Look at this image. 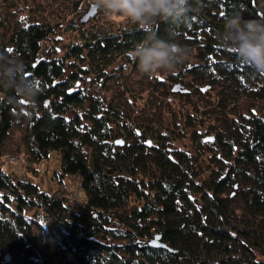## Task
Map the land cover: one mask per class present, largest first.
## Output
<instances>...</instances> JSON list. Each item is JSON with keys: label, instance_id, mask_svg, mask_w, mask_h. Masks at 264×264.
Returning <instances> with one entry per match:
<instances>
[{"label": "trees", "instance_id": "trees-1", "mask_svg": "<svg viewBox=\"0 0 264 264\" xmlns=\"http://www.w3.org/2000/svg\"><path fill=\"white\" fill-rule=\"evenodd\" d=\"M189 9L178 28L154 25L189 53L162 77L139 73L128 55L145 34L127 19L72 18L75 36L58 47L48 40L60 24L0 7V53L22 60L37 88L31 101L0 89V247L11 264H264V107L244 112L227 101L228 91L264 98V76L215 38L234 15L264 22V3L189 0ZM170 87L188 95L183 105L160 95ZM212 90L214 101L202 102ZM15 127L29 169L59 150L60 174L83 199L4 169ZM186 137L194 149L177 143ZM156 234L168 248L151 244Z\"/></svg>", "mask_w": 264, "mask_h": 264}, {"label": "clouds", "instance_id": "clouds-1", "mask_svg": "<svg viewBox=\"0 0 264 264\" xmlns=\"http://www.w3.org/2000/svg\"><path fill=\"white\" fill-rule=\"evenodd\" d=\"M91 7L106 15L126 18L145 34L128 55L137 61L139 73L155 76L174 71L187 59L188 50L173 39L155 34L157 21L170 23L174 28L188 19L189 0H89ZM219 45L234 53L242 65L264 76V22L243 20L234 15L225 19L216 33ZM0 89L15 91L31 101L36 93L35 82L25 76V65L19 58L0 53Z\"/></svg>", "mask_w": 264, "mask_h": 264}, {"label": "rangeland", "instance_id": "rangeland-1", "mask_svg": "<svg viewBox=\"0 0 264 264\" xmlns=\"http://www.w3.org/2000/svg\"><path fill=\"white\" fill-rule=\"evenodd\" d=\"M258 1L260 4L264 3L263 0ZM79 5H76V0H0V7H2L8 14H15L18 17L27 19L29 15L34 14V10H36V12L39 13V16L51 19L54 24H60V31L52 35V38L48 40V43L54 44L58 47H65V45H67L75 36V30H71L69 28V26H72L69 24V21L74 18L80 23L81 17L88 13L91 8L89 2L82 1ZM123 21H126V18L118 15H106L95 9L94 13L92 12L86 17L84 23H86V26L104 24L117 26L118 22L121 23ZM157 75L164 77L166 76V72H160ZM138 77L139 76H136L139 82L141 80H139ZM144 83L145 81L141 82V88L145 85ZM171 91L172 87L164 90L161 89L160 95H162V97L169 102H172L173 106L183 105L184 102L187 101L186 98L188 95H180L179 93H172ZM147 93H149V89H145L143 92L144 95ZM215 93L216 92L212 90L211 92H207L205 96L200 95V99L202 102L209 104L216 98ZM197 96L199 97V95ZM197 96H195V98ZM227 99L230 104L233 102L237 108L243 110L244 112H247L251 104L264 107V98L257 101H250L234 91L227 92ZM165 113V115H167V119L169 120L171 118L169 113ZM215 124L219 126L224 125L223 118L221 117L218 121H215ZM20 131L21 129L19 127L13 128L10 131L8 138L5 140L3 153L4 169L9 172L16 173L22 179L36 182L42 190L48 193L68 190L71 191L70 195L73 193V195L75 194V196L79 199H83L82 194L77 192L80 187L79 184L76 183L75 179L71 175L60 174L61 153L59 150L51 151L48 157L36 164L37 169H34V171L29 169L30 160L24 159L26 153L21 142ZM203 137L204 136H202V138ZM190 138L186 137L185 141L181 140L177 143L180 145L187 144L186 146L189 145L192 149H194L195 142L190 140ZM233 203L234 206L239 209H242L245 206L244 201L238 196L234 197ZM31 213L32 211L29 214ZM6 254H8V252L0 247L1 260H3L5 264H11L10 260L5 258Z\"/></svg>", "mask_w": 264, "mask_h": 264}, {"label": "water", "instance_id": "water-1", "mask_svg": "<svg viewBox=\"0 0 264 264\" xmlns=\"http://www.w3.org/2000/svg\"><path fill=\"white\" fill-rule=\"evenodd\" d=\"M94 11H95V9L93 8V7H91L90 8V10H89V12L88 13H86L85 15H84V17H83V22H84V20L86 19V17L90 14V13H94ZM177 89H179V86L178 85H176L175 87H174V90H177ZM206 139H213V137L212 136H208V137H206ZM117 143H119V144H122L123 143V140L122 139H118L117 140ZM160 237H161V234H156V236L153 238V240L151 241V244L152 245H154V246H162V247H166V248H168V245L165 243V242H163V241H161L160 240ZM5 258L6 259H8V260H10V255L9 254H6V256H5Z\"/></svg>", "mask_w": 264, "mask_h": 264}, {"label": "built area", "instance_id": "built-area-1", "mask_svg": "<svg viewBox=\"0 0 264 264\" xmlns=\"http://www.w3.org/2000/svg\"><path fill=\"white\" fill-rule=\"evenodd\" d=\"M24 159H26L27 160V155L25 154V156H24ZM73 195V194H72ZM73 196H75V194L73 195ZM76 197V196H75Z\"/></svg>", "mask_w": 264, "mask_h": 264}]
</instances>
